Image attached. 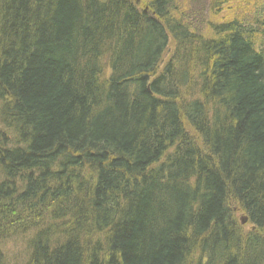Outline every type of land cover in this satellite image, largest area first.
I'll list each match as a JSON object with an SVG mask.
<instances>
[{"label":"trees","instance_id":"16d2710c","mask_svg":"<svg viewBox=\"0 0 264 264\" xmlns=\"http://www.w3.org/2000/svg\"><path fill=\"white\" fill-rule=\"evenodd\" d=\"M190 1L0 0V264H264V1Z\"/></svg>","mask_w":264,"mask_h":264},{"label":"rangeland","instance_id":"374dc122","mask_svg":"<svg viewBox=\"0 0 264 264\" xmlns=\"http://www.w3.org/2000/svg\"><path fill=\"white\" fill-rule=\"evenodd\" d=\"M195 1L196 0L185 2L184 6L189 9V13H192L188 14L189 20H191V22L193 23L192 25L197 26L201 21V30L204 33H209V25L214 26V24L229 22L233 14V12L231 11L232 8H235V11L237 13L244 10V7H241V0H232L218 11L211 10L212 8L209 7V4H211V0H200V3L203 4L201 7L194 5ZM262 1L264 0H251V3H259ZM246 228L248 229L249 226H247ZM4 249L7 253V259L10 264H25L30 255L25 238H18L12 243L4 245ZM15 259H17V261H15Z\"/></svg>","mask_w":264,"mask_h":264},{"label":"water","instance_id":"95a60500","mask_svg":"<svg viewBox=\"0 0 264 264\" xmlns=\"http://www.w3.org/2000/svg\"><path fill=\"white\" fill-rule=\"evenodd\" d=\"M241 222H242V224L244 225V224L247 223V219H246L245 217H243V218H241Z\"/></svg>","mask_w":264,"mask_h":264}]
</instances>
